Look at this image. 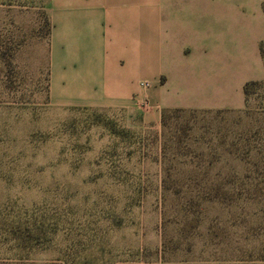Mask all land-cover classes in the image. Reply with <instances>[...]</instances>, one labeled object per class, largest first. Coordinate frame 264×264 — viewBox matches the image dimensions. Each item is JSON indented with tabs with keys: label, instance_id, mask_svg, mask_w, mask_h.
<instances>
[{
	"label": "rangeland",
	"instance_id": "1",
	"mask_svg": "<svg viewBox=\"0 0 264 264\" xmlns=\"http://www.w3.org/2000/svg\"><path fill=\"white\" fill-rule=\"evenodd\" d=\"M262 2L139 5L227 12L240 42ZM87 7L0 0V264H264V73L243 108L174 109L161 132L75 104L56 96L54 18Z\"/></svg>",
	"mask_w": 264,
	"mask_h": 264
},
{
	"label": "crops",
	"instance_id": "2",
	"mask_svg": "<svg viewBox=\"0 0 264 264\" xmlns=\"http://www.w3.org/2000/svg\"><path fill=\"white\" fill-rule=\"evenodd\" d=\"M78 1L88 7L56 10L54 18L56 96L75 104L124 108L131 119L161 132L164 109H241L244 84L263 77L261 6L259 31L252 24L249 38L244 31L237 42L231 16L221 10L224 26L216 10ZM144 98L146 111L140 109Z\"/></svg>",
	"mask_w": 264,
	"mask_h": 264
},
{
	"label": "trees",
	"instance_id": "3",
	"mask_svg": "<svg viewBox=\"0 0 264 264\" xmlns=\"http://www.w3.org/2000/svg\"><path fill=\"white\" fill-rule=\"evenodd\" d=\"M263 5H264V4H263ZM260 50H261L262 56H264L263 42H262L261 45H260ZM251 84H255V83L252 82ZM249 85H250V82L247 83V84L245 85V87H244V93H245V95H247V94L249 93ZM172 110H174V109H164V110H163V113H162V121H163L164 124H165V120H166V117H167V115H168V112H169V111H172ZM175 110H182V109H175Z\"/></svg>",
	"mask_w": 264,
	"mask_h": 264
},
{
	"label": "built area",
	"instance_id": "4",
	"mask_svg": "<svg viewBox=\"0 0 264 264\" xmlns=\"http://www.w3.org/2000/svg\"><path fill=\"white\" fill-rule=\"evenodd\" d=\"M150 85L149 82H141V86L148 87Z\"/></svg>",
	"mask_w": 264,
	"mask_h": 264
}]
</instances>
